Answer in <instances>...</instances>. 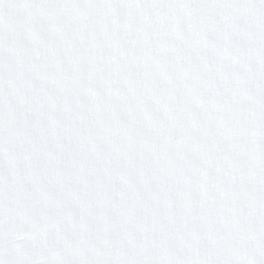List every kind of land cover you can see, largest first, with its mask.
Wrapping results in <instances>:
<instances>
[{
    "label": "clouds",
    "instance_id": "clouds-1",
    "mask_svg": "<svg viewBox=\"0 0 264 264\" xmlns=\"http://www.w3.org/2000/svg\"><path fill=\"white\" fill-rule=\"evenodd\" d=\"M0 264H264V0H0Z\"/></svg>",
    "mask_w": 264,
    "mask_h": 264
}]
</instances>
